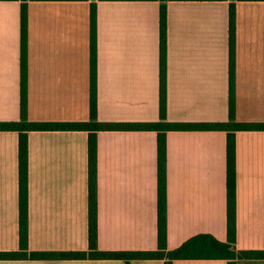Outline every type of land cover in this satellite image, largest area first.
I'll return each mask as SVG.
<instances>
[{"label":"crops","instance_id":"obj_1","mask_svg":"<svg viewBox=\"0 0 264 264\" xmlns=\"http://www.w3.org/2000/svg\"><path fill=\"white\" fill-rule=\"evenodd\" d=\"M28 120L87 123L91 14L97 121L159 123L160 1L26 2ZM166 121L230 120L229 18L235 6V119L264 124V2L167 1ZM21 1H0V123L21 115ZM97 246L158 249V133L100 131ZM224 131L166 133L167 248L199 235L227 242ZM89 133H28V244L34 253L89 249ZM237 251H264V131L235 132ZM19 133L0 131V252L19 250ZM0 264H164L160 260H16ZM173 264H227L179 260ZM236 264H264L238 260Z\"/></svg>","mask_w":264,"mask_h":264},{"label":"trees","instance_id":"obj_2","mask_svg":"<svg viewBox=\"0 0 264 264\" xmlns=\"http://www.w3.org/2000/svg\"><path fill=\"white\" fill-rule=\"evenodd\" d=\"M21 1V115L19 122L0 123V131L19 133V250L0 252V261L16 260H160L173 264L179 260H225L236 264L238 260H264V251H237L235 249L236 225V162L235 132L264 131V124H242L235 119V52L236 20L235 6L230 8L229 18V76L230 120L228 123L181 124L166 121V53H167V1H225V0H145L160 1V60L161 90L159 123L151 124H102L97 121L96 94V17L91 14V100L90 121L87 123H33L28 120V0ZM30 1H82V0H30ZM241 2H264V0H238ZM155 131L158 133V249L150 252H101L97 246V139L100 131ZM31 131H84L89 133V228L87 252L34 253L28 244V133ZM169 131H224L227 139V242L221 243L211 235H199L176 250L167 248L166 215V133Z\"/></svg>","mask_w":264,"mask_h":264},{"label":"built area","instance_id":"obj_3","mask_svg":"<svg viewBox=\"0 0 264 264\" xmlns=\"http://www.w3.org/2000/svg\"><path fill=\"white\" fill-rule=\"evenodd\" d=\"M232 2L235 1V0H231Z\"/></svg>","mask_w":264,"mask_h":264}]
</instances>
